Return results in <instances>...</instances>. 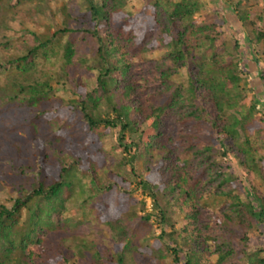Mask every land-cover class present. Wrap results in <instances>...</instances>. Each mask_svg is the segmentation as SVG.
<instances>
[{
    "label": "trees",
    "instance_id": "1",
    "mask_svg": "<svg viewBox=\"0 0 264 264\" xmlns=\"http://www.w3.org/2000/svg\"><path fill=\"white\" fill-rule=\"evenodd\" d=\"M244 1L228 4L264 47V10L252 20ZM127 5L0 0L2 22L50 19L32 42L0 31V193H17L0 203V264H212L210 251L216 264H264L250 237L264 232V109L245 86L239 42H225L219 16L197 22L206 0ZM138 192L152 212L126 198ZM71 203H81L88 234L75 222L77 237L68 235ZM168 204L185 214L182 228ZM154 217L162 232L149 243L138 227ZM106 226L116 250L104 254L89 236Z\"/></svg>",
    "mask_w": 264,
    "mask_h": 264
},
{
    "label": "rangeland",
    "instance_id": "2",
    "mask_svg": "<svg viewBox=\"0 0 264 264\" xmlns=\"http://www.w3.org/2000/svg\"><path fill=\"white\" fill-rule=\"evenodd\" d=\"M208 3V10L205 13L197 14L196 20L197 22H201L205 20L207 17H220L224 21H226V25H224L223 32H224V39L225 42L229 46H234L237 42H239L240 48L238 51V59L241 61L243 70L246 72V88L248 90L253 89V93L250 94V99L253 98V95H256L257 99L260 100L262 108L264 109V82L260 79V73L263 70L264 72V47L263 46H257L253 45L251 43V34L249 31V28L246 26L244 27L243 23L240 22L237 13L235 10L228 4L229 0H206ZM62 4V3H61ZM144 5V0H128V5L127 9L132 12V13H137L138 11L141 10V8ZM244 6L250 10L251 12V19L257 21V13L260 12L262 13L264 10V0H245L244 1ZM26 11V10H25ZM23 11H20V13ZM29 20H26L23 22L21 19H18L17 17L16 21L10 20V21H5L2 22L5 26V28L0 29L3 34L7 35V39H12V40H17V41H28L32 42L33 41V35L32 32H41L44 29V26L48 23H50L49 18L45 17H39L31 19V17L24 16ZM57 23H60L61 20L56 19L55 20ZM260 24V23H259ZM162 52L157 51L153 52L149 58L151 59H159L161 57ZM135 62L137 64L143 63V58L139 57L135 59ZM181 79L186 80L187 77V72L186 70H183L179 76ZM63 96L66 95L65 93L61 92ZM68 95V94H67ZM264 115L263 113L257 114L256 117L260 118ZM263 148H264V141L262 142ZM114 145V140L112 137H109L106 139L105 147L109 151L112 149ZM3 146L0 145V153L2 152ZM1 159V157H0ZM221 166L223 169H226L227 166L230 164L233 169L237 170L236 165H234L233 161L227 158H223L219 155L218 158ZM2 166L6 167V164L2 162ZM1 174V173H0ZM167 178L164 179V181ZM170 183V182H168ZM262 182L259 180L257 181V184H261ZM83 184L85 185H90V179L84 178L83 179ZM167 183H164V186ZM169 184H167L168 186ZM263 186V184H261ZM133 187L130 188L129 191L132 190ZM10 187L6 191H3L0 193V203L6 205V206H11L12 200H14L17 196V193L14 192V190H9ZM247 189H244L243 192H241V196L243 199H247L248 193ZM126 196V195H125ZM168 195H162L160 198L165 197ZM127 199L129 200H146V206L145 209L142 210V213L147 212H152L153 211V203L152 201L149 200V198L143 197L141 192L138 193H133V196H126ZM95 202H99V200H95ZM81 203L77 204H72L70 206H67L66 211L64 214L61 216L62 221L66 223V227H68V223L74 224L76 222V225L80 228L81 232L88 234L89 231L87 230V226L82 227L84 224V209L82 208ZM169 208L167 209H173L172 216L177 220V227L182 228L185 223V214L180 212V209L177 208L174 205H167ZM141 207V205H139ZM171 207V208H170ZM138 215H141V211H137ZM213 212V210H209V213ZM62 222V223H63ZM216 225V222H213L211 224L212 227ZM70 237H77L76 232L70 228H68ZM212 231V230H211ZM161 227L157 223V218L154 217L151 222L150 226H148V230H146V227H138V233L141 234L144 237H146V240H149V243H152L154 237H158L161 233ZM53 235V233L49 234L50 238ZM112 235V230L109 229L107 226L106 227H99L96 230V233L90 235L89 239L95 241L96 243L99 244L98 246V251L101 253L106 254L107 250H116L115 243H113V240L111 238ZM251 244L256 245L258 247L264 248V232L263 229L260 228L258 230H255L251 234ZM47 238V239H48ZM208 249H213L212 244H207ZM32 250H34L36 253L41 251V247L38 246H32ZM208 252L207 256L209 261L212 264H216L217 262V256H212ZM60 264H77V259L73 258L72 261L65 263L62 262ZM163 264H172V258L165 259L163 261ZM182 264H185V261L182 262Z\"/></svg>",
    "mask_w": 264,
    "mask_h": 264
}]
</instances>
